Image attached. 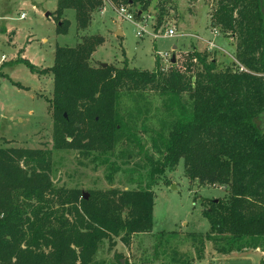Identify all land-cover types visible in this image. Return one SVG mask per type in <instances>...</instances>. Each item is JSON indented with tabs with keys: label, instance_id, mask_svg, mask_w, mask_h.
<instances>
[{
	"label": "trees",
	"instance_id": "1",
	"mask_svg": "<svg viewBox=\"0 0 264 264\" xmlns=\"http://www.w3.org/2000/svg\"><path fill=\"white\" fill-rule=\"evenodd\" d=\"M125 1L140 2L141 11H147L154 0ZM106 2L58 0L51 14L56 33L69 32L65 10H75L77 28L84 31ZM216 5L211 25L236 41L239 66L233 69L218 70L215 59L196 47L184 63L177 61L167 69L158 56L152 70L93 66L94 52L106 41L101 34L81 36L75 47L56 46L54 64L44 70L28 58L16 61L38 75H53L50 101L57 144L77 150L83 158L114 150L121 138L128 143L123 137L126 125L116 110L124 89L151 87L166 97L165 108L173 120L168 134L157 132L153 142L161 159L155 162L147 156L152 178L183 160L191 180L223 186L228 192L225 200L203 199L210 231L189 234L199 260L204 259L207 242L225 256L257 249L264 253V0H217ZM166 12L162 5L155 30ZM50 162L47 148L0 147V264H98L94 257L105 239L119 238L129 247L134 235L152 231V185L86 195L78 188L54 185ZM169 238L160 232L157 246L164 248ZM176 254L181 256L170 264L195 261ZM115 264L124 263L120 258Z\"/></svg>",
	"mask_w": 264,
	"mask_h": 264
},
{
	"label": "rangeland",
	"instance_id": "2",
	"mask_svg": "<svg viewBox=\"0 0 264 264\" xmlns=\"http://www.w3.org/2000/svg\"><path fill=\"white\" fill-rule=\"evenodd\" d=\"M57 3L58 0H0V147L50 149L54 185L78 188L86 195L93 190L138 189L152 185L155 193L152 231L134 235L129 247L119 238L105 239L94 257L98 264H115L120 258L124 264H160L162 261L170 264L173 257L181 256L177 251L195 258L192 264H261L262 250L225 256L217 253L211 242L206 244L204 259L197 258V248L189 234L204 235L211 227L203 214V199L225 200L228 192L223 186L191 180L185 174L183 160L175 168H167L163 174L152 178L153 164L147 156L153 157L155 162L161 159L153 142L158 137L157 132L168 134L173 120L165 108V96L151 87L124 89L116 110L119 120L126 125L123 137L128 138V143L121 138L114 150L96 151L89 158H83L77 150L57 144L50 101L53 75H38L26 64H16L18 59L28 58L38 70H44L54 64L56 46L75 47L81 36L101 34L106 41L94 52L93 66L107 63L152 70L158 56L161 66L167 69L171 63L162 58V53L175 55L182 64L196 47L208 54L209 59H215L218 70L233 69L239 66L236 41L220 27L211 25L217 0H169L166 3L154 0L147 11H141L140 2L107 0L104 9L93 14L91 25L84 31L77 28L75 10L68 9L64 15L71 21L67 34H57L53 16L46 17V13L56 10ZM162 5L167 12L163 23L155 30ZM123 7L130 13L135 12L136 20H127L121 12ZM23 13L25 18H21ZM118 25H121L122 36L117 35ZM140 26L145 28L141 36L137 33ZM170 29L175 30V36L167 37ZM174 45L177 48L174 49ZM11 81L19 82L23 88ZM136 141H140L141 147ZM117 168L119 170L115 171ZM160 232L171 237L165 240L164 248L157 246Z\"/></svg>",
	"mask_w": 264,
	"mask_h": 264
},
{
	"label": "built area",
	"instance_id": "3",
	"mask_svg": "<svg viewBox=\"0 0 264 264\" xmlns=\"http://www.w3.org/2000/svg\"><path fill=\"white\" fill-rule=\"evenodd\" d=\"M121 12L125 14V17L127 20H136V17H135V12L134 13H130L126 8H122L121 9ZM26 15L23 13L21 14V18H25ZM145 31V28L144 26H140V30L137 32L139 36L142 35V32ZM171 36H175V30L174 29H170L168 30L167 32V37H171ZM171 54L169 55V53L165 52V53H162V58L167 61V62H170L171 63Z\"/></svg>",
	"mask_w": 264,
	"mask_h": 264
},
{
	"label": "water",
	"instance_id": "4",
	"mask_svg": "<svg viewBox=\"0 0 264 264\" xmlns=\"http://www.w3.org/2000/svg\"><path fill=\"white\" fill-rule=\"evenodd\" d=\"M50 16H51V13H50V12L46 13V17H50ZM117 35H118V36H122V35H123L121 25H118ZM173 48L175 49V48H177V46L174 45ZM176 62H177V58H176V56H175V55H172V57H171V64H175ZM102 65H103V66H106L107 63H102ZM86 197H87V196H86ZM216 201H217V200H216ZM122 263H124V260H122Z\"/></svg>",
	"mask_w": 264,
	"mask_h": 264
},
{
	"label": "crops",
	"instance_id": "5",
	"mask_svg": "<svg viewBox=\"0 0 264 264\" xmlns=\"http://www.w3.org/2000/svg\"><path fill=\"white\" fill-rule=\"evenodd\" d=\"M32 8L33 9H35V10H37V8H35V5H32ZM55 10V9H54ZM68 10V9H67ZM67 10H65V15H66V12H67ZM8 30V29H7ZM9 31V30H8ZM174 47V46H173ZM0 107H1V104H0ZM252 251H259V252H261V250L260 249H257V250H252ZM251 252V251H250ZM246 253H248V252H246ZM261 253H263V252H261ZM243 254V253H242ZM262 264V263H261Z\"/></svg>",
	"mask_w": 264,
	"mask_h": 264
}]
</instances>
